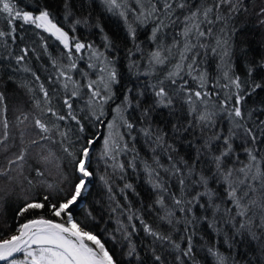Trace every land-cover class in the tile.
Instances as JSON below:
<instances>
[{
    "label": "snow or ice",
    "instance_id": "1",
    "mask_svg": "<svg viewBox=\"0 0 264 264\" xmlns=\"http://www.w3.org/2000/svg\"><path fill=\"white\" fill-rule=\"evenodd\" d=\"M28 28L46 76L17 35ZM94 153L113 231L88 223L92 208L75 214L92 194ZM0 156V264H264V0H0ZM141 165L158 225L133 209L132 183L118 189L126 204L113 186ZM17 187L13 227L3 211ZM134 221L152 237L146 254Z\"/></svg>",
    "mask_w": 264,
    "mask_h": 264
},
{
    "label": "trees",
    "instance_id": "2",
    "mask_svg": "<svg viewBox=\"0 0 264 264\" xmlns=\"http://www.w3.org/2000/svg\"><path fill=\"white\" fill-rule=\"evenodd\" d=\"M34 0H23V4L27 5H32ZM22 6V5H21ZM116 20L117 18L111 17L103 21L106 24V29L110 32H116L117 31V26H116ZM95 22V17L93 18V23ZM79 35L82 37H85L87 41H94L96 43L100 42V37L98 31L92 27V28H85L83 26L80 27L79 29ZM122 34V33H121ZM17 35H26L28 39L26 40V43L32 44L33 42L35 43V46L37 48V51L41 53V59L37 60L35 56H33L32 59V65L34 68L38 69L40 71V74L42 76H46L47 73L44 72V68L42 65H47L49 70H50V64H48V56L46 54H43V49L40 48V39L38 36H35L33 33V30L31 28L27 29V32H18ZM46 35V34H45ZM248 35L249 39L253 41L252 47L255 48L257 47V42L260 39L258 30L255 27V24H250L249 25V30H248ZM143 38V36H142ZM49 51L52 53L53 56H58L59 51H58V46L56 42L49 40ZM212 69L213 72L215 71V63L213 62L212 64ZM121 71L124 72V74L127 76L126 70L121 66ZM142 80L146 79L144 77H141ZM135 82V81H133ZM138 115V113L136 114ZM155 120L157 123H161V116L156 115ZM103 130V129H102ZM101 130V131H102ZM133 142L129 140V144L131 145ZM101 146V143H97L95 145V148L97 152L99 151ZM135 147L140 153V157L146 158L150 157L151 153L149 151V148L147 146V143L145 142V139L142 136H138L137 140L135 141ZM181 154H183V148H181ZM132 158V153H128L126 155H122L120 159L123 162H127L128 160H131ZM93 169L97 171L96 177L93 179V182L91 184V195L88 196L87 200L83 203H81L79 206L76 207L75 209V214L76 218L81 221H85L86 217V209L92 208L94 209V215L98 217L97 221H88V223L95 228L97 232H100L102 229L105 227L109 231H113L116 229L117 224H116V219L119 216V213L112 214L110 212V206H109V200H108V194L106 190L104 189L103 185L99 181V175L103 174L105 172V165L103 162H100L97 164L96 160V154L94 153V158H93ZM108 172H111V169H108ZM32 176L35 175V173H31ZM114 188L117 189L116 195L117 198L119 199L121 204H126L127 202L124 200L123 195L118 191L119 188L123 187V184L125 182L132 183L135 187V190L137 193L140 195L137 196L135 193L129 191L127 195L129 196V199L132 203L133 209L138 210V209H143L142 215L144 216V219L151 224L158 225L159 222L157 220V213L155 210L149 212L147 205L151 204L153 199L155 198L154 196H150L149 194L151 193V188L150 186L146 183V175L143 172L142 165L137 171H133L131 168L127 169V174H126V180H120L117 177L114 178ZM215 186V185H214ZM36 192L42 193V189H36ZM17 193L14 191V196L12 199H9L10 204H5V209L3 211V216L6 218L10 223H12L13 227L15 226V221L14 217L12 214L11 209L15 208L17 204H22L23 203V195L24 193H21L19 195H16ZM21 195V197H20ZM99 201V203H97ZM102 217V218H101ZM124 221L126 222V215L122 217ZM137 225V228L139 231L133 235V240L138 246V250L142 254H146V250L152 245V237L146 236V234L143 232L142 226L139 224V221H134ZM167 228V225L164 226ZM106 236V234H105ZM179 239V237H177ZM197 241V259H203L204 253L199 251V245L203 243V241H200L199 235L196 237ZM222 243V242H221ZM109 247L112 246V242L109 241L108 244ZM116 251L117 253L120 252V246H116ZM117 258H120L119 256ZM168 259L171 261V257H168ZM209 264H211L209 260Z\"/></svg>",
    "mask_w": 264,
    "mask_h": 264
},
{
    "label": "rangeland",
    "instance_id": "3",
    "mask_svg": "<svg viewBox=\"0 0 264 264\" xmlns=\"http://www.w3.org/2000/svg\"><path fill=\"white\" fill-rule=\"evenodd\" d=\"M102 131H103V130H102ZM101 143H102V141H101ZM2 160H3V156H0V161H2ZM50 179H51V177H50ZM4 182L6 183V181H4ZM15 192L17 193L16 195H19V194L23 193V192H21V190H20L19 187H17V188L15 189ZM13 196H14V192L11 194V196L7 197L6 199H7V200L12 199ZM20 197H21V195H20Z\"/></svg>",
    "mask_w": 264,
    "mask_h": 264
}]
</instances>
